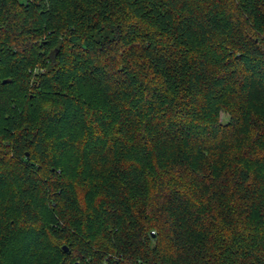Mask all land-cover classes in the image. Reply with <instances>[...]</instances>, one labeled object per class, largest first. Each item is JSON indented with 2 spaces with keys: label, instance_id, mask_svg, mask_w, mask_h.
<instances>
[{
  "label": "trees",
  "instance_id": "1",
  "mask_svg": "<svg viewBox=\"0 0 264 264\" xmlns=\"http://www.w3.org/2000/svg\"><path fill=\"white\" fill-rule=\"evenodd\" d=\"M74 261L264 264V0H0V264Z\"/></svg>",
  "mask_w": 264,
  "mask_h": 264
},
{
  "label": "rangeland",
  "instance_id": "2",
  "mask_svg": "<svg viewBox=\"0 0 264 264\" xmlns=\"http://www.w3.org/2000/svg\"><path fill=\"white\" fill-rule=\"evenodd\" d=\"M20 1H23V0H20ZM219 117H220V120H221V121H225V120H227V118H228L227 114H226L225 112H223V111H221V112L219 113ZM72 264H73V263H72Z\"/></svg>",
  "mask_w": 264,
  "mask_h": 264
},
{
  "label": "water",
  "instance_id": "3",
  "mask_svg": "<svg viewBox=\"0 0 264 264\" xmlns=\"http://www.w3.org/2000/svg\"><path fill=\"white\" fill-rule=\"evenodd\" d=\"M5 80H7V79H1L2 82H4ZM62 248L63 249L65 248V245L64 244L62 245ZM73 264H76V261H74Z\"/></svg>",
  "mask_w": 264,
  "mask_h": 264
}]
</instances>
